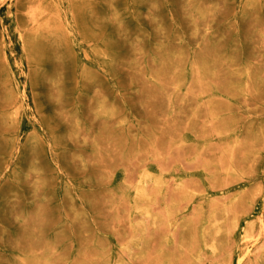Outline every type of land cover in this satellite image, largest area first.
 <instances>
[{"label": "rangeland", "instance_id": "1", "mask_svg": "<svg viewBox=\"0 0 264 264\" xmlns=\"http://www.w3.org/2000/svg\"><path fill=\"white\" fill-rule=\"evenodd\" d=\"M0 264H264V0H0Z\"/></svg>", "mask_w": 264, "mask_h": 264}, {"label": "bare ground", "instance_id": "2", "mask_svg": "<svg viewBox=\"0 0 264 264\" xmlns=\"http://www.w3.org/2000/svg\"><path fill=\"white\" fill-rule=\"evenodd\" d=\"M128 189V188H127ZM132 191V190H131ZM245 236V235H244Z\"/></svg>", "mask_w": 264, "mask_h": 264}]
</instances>
